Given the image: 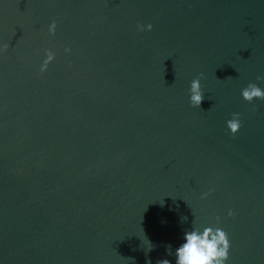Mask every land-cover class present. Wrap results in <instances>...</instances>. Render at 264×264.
Wrapping results in <instances>:
<instances>
[{"label": "water", "instance_id": "water-1", "mask_svg": "<svg viewBox=\"0 0 264 264\" xmlns=\"http://www.w3.org/2000/svg\"><path fill=\"white\" fill-rule=\"evenodd\" d=\"M0 43V264H175L216 216L264 264V0H0Z\"/></svg>", "mask_w": 264, "mask_h": 264}, {"label": "clouds", "instance_id": "clouds-1", "mask_svg": "<svg viewBox=\"0 0 264 264\" xmlns=\"http://www.w3.org/2000/svg\"><path fill=\"white\" fill-rule=\"evenodd\" d=\"M56 21L53 20L48 25L49 34L54 35L56 31ZM137 30L140 32L151 31L153 25L138 23ZM8 45L0 43V53L7 49ZM66 53L71 52L70 47L64 49ZM54 53L51 50H45V59L41 63L40 72L43 73L47 70L48 65L54 59ZM201 73L190 81L188 89L189 102L192 107L198 108L204 99V92L201 85ZM258 81L264 80V76H257ZM242 98L252 103L254 100H264V88L260 87L257 83L249 82L246 87L241 89ZM242 126L240 113L234 112L231 118L226 121V127L230 134L234 137ZM214 189L210 188L208 192L201 194V199H206ZM163 204V201H161ZM229 217H233L234 212L229 209L227 212ZM181 222L187 221V216H181ZM215 225L197 226L195 218L192 221L190 229H186L183 233V242L175 248L174 253L171 245H167L169 255H174L175 264H227L230 251V240L226 231L223 230L220 224V217H215ZM146 244V253L151 251L154 245L144 237ZM151 264V261H149ZM156 264H172L169 259H158Z\"/></svg>", "mask_w": 264, "mask_h": 264}]
</instances>
